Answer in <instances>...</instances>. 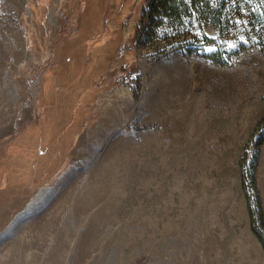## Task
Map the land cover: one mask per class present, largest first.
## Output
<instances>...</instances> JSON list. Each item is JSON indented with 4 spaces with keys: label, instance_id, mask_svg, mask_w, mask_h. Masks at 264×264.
<instances>
[{
    "label": "rangeland",
    "instance_id": "obj_1",
    "mask_svg": "<svg viewBox=\"0 0 264 264\" xmlns=\"http://www.w3.org/2000/svg\"><path fill=\"white\" fill-rule=\"evenodd\" d=\"M145 3L0 0V264H264V43Z\"/></svg>",
    "mask_w": 264,
    "mask_h": 264
},
{
    "label": "trees",
    "instance_id": "obj_2",
    "mask_svg": "<svg viewBox=\"0 0 264 264\" xmlns=\"http://www.w3.org/2000/svg\"><path fill=\"white\" fill-rule=\"evenodd\" d=\"M191 11L196 14L201 13L203 17L208 16V23L218 31V36L222 38L231 35L243 21H237L236 17L247 15L248 20L245 25H250L251 30L260 37L264 43V0H219L216 3L210 0H146L145 6L140 15V26L138 27L137 36L142 33L144 22L150 19L156 26L162 23L163 18L167 17L168 22L178 21L182 23L184 16L190 15ZM243 11L245 12L243 14ZM158 15L159 17L154 19ZM151 22V23H152ZM256 27V28H255ZM242 47V44H240ZM168 48L158 52L165 53ZM222 49L217 48L205 54L213 62L227 64V60L222 57ZM233 53H236L234 50ZM228 59V57L226 58ZM264 141V118L252 132L245 148L250 145L252 158L249 165L241 171V187L244 192L250 228L254 235L261 242L264 249V209L260 199V194L256 186L255 171L258 163L257 151ZM246 151L243 155L246 156Z\"/></svg>",
    "mask_w": 264,
    "mask_h": 264
},
{
    "label": "built area",
    "instance_id": "obj_3",
    "mask_svg": "<svg viewBox=\"0 0 264 264\" xmlns=\"http://www.w3.org/2000/svg\"><path fill=\"white\" fill-rule=\"evenodd\" d=\"M126 48H128V46H126L125 43H122L121 48H120V53H123L126 50Z\"/></svg>",
    "mask_w": 264,
    "mask_h": 264
}]
</instances>
